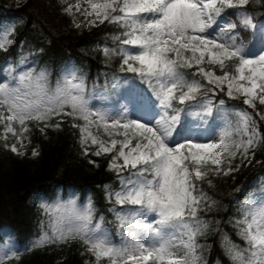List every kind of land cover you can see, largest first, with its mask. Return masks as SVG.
<instances>
[{
	"label": "snow or ice",
	"instance_id": "obj_1",
	"mask_svg": "<svg viewBox=\"0 0 264 264\" xmlns=\"http://www.w3.org/2000/svg\"><path fill=\"white\" fill-rule=\"evenodd\" d=\"M61 11L77 29L116 28L97 47L118 64L90 79L69 61L54 75L17 46L18 22L0 26V51L20 53L0 65V146L35 157L33 132L67 124L81 156L114 173L118 187L103 185L114 219L91 195L40 197L38 234L21 248L5 233L0 264L72 243L85 264H209L212 233L229 264H264V176L229 193L241 243L214 218L227 207L220 180L264 150V0H63Z\"/></svg>",
	"mask_w": 264,
	"mask_h": 264
},
{
	"label": "trees",
	"instance_id": "obj_2",
	"mask_svg": "<svg viewBox=\"0 0 264 264\" xmlns=\"http://www.w3.org/2000/svg\"><path fill=\"white\" fill-rule=\"evenodd\" d=\"M61 5L62 0H0V18L3 11L14 13L18 18L15 21L18 22L17 46L23 41L25 53L42 50V55L35 59L44 60L48 66L50 63L56 64L50 66L53 73L69 61L84 67L90 79L116 68L118 61L106 65L97 45L105 39L107 33L117 29L105 23L91 30H77L71 24V18L61 11ZM17 46H13L7 53L0 51V62L9 56H19ZM37 146L39 155L35 157L31 154L20 157L0 146V241L4 239L5 227H9L15 239L25 245L38 234L42 211L28 200L34 188L42 187L50 192L62 189L64 185L76 184L81 201L91 195L98 212L104 213L110 221L114 219L108 212L103 185L110 183L118 187V182L114 179V173L108 171L105 157L91 156L89 159H97L100 167L91 165L80 154L78 133L67 124L62 130H50L47 137L34 131L30 149ZM260 157L264 159V150L260 151ZM251 172L252 164L242 167L238 173L233 174L234 178L225 177L219 182L222 202L227 207L214 218L221 221V229L237 243L241 241L235 235L234 227L226 223L230 216L235 215V205L231 203L229 193L241 178ZM206 243L209 245L206 252L209 264H217L218 261L219 264H229L215 233L209 235ZM83 251L79 243L37 248L25 251L21 259L13 264H84L89 257L82 255Z\"/></svg>",
	"mask_w": 264,
	"mask_h": 264
},
{
	"label": "rangeland",
	"instance_id": "obj_3",
	"mask_svg": "<svg viewBox=\"0 0 264 264\" xmlns=\"http://www.w3.org/2000/svg\"><path fill=\"white\" fill-rule=\"evenodd\" d=\"M69 2H72V1H69ZM74 2V1H73ZM60 198H63V199H68L69 198V196H67V197H64L63 195H58ZM6 233H9V232H6Z\"/></svg>",
	"mask_w": 264,
	"mask_h": 264
}]
</instances>
